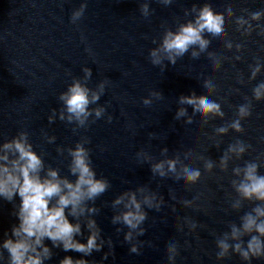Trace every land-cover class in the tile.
Returning a JSON list of instances; mask_svg holds the SVG:
<instances>
[{
    "label": "water",
    "instance_id": "obj_1",
    "mask_svg": "<svg viewBox=\"0 0 264 264\" xmlns=\"http://www.w3.org/2000/svg\"><path fill=\"white\" fill-rule=\"evenodd\" d=\"M84 2L87 3L84 16L77 24L71 23L73 10ZM141 2L143 0H0V142L26 130L34 149L44 154L46 164L59 168L61 175H68L70 158L67 152L59 155L57 146L66 149L74 147L82 136L89 138L90 143L85 147L90 150L97 176L107 178L111 184L96 200V207L101 211L94 218L102 229V236L110 237L114 244V255L101 261L103 252L109 250L105 245L102 252L83 257L89 261L169 264L166 247L174 240L179 245L175 264H245L238 255L217 260L215 241L229 230L230 222L239 224L240 216L254 206L245 202L239 212L231 209V199L236 195L231 186L234 178L231 170L257 157L264 162V101L253 100L252 115L241 121L243 133L230 130L227 135L218 137L222 141L219 148L215 147L213 137L215 127L235 119L236 106L245 103L246 97L250 99L252 88L264 80L262 69L256 80L248 82V65L254 64L257 58L264 64V37L256 32L247 38L241 36L234 18L226 17L227 37L234 45L243 43L245 47L237 53L234 47L228 50L223 40L209 37L212 42L208 51L222 58L218 70L213 69L207 52L195 60L189 52L178 59L176 65L165 61L167 67L163 71L150 63L149 50L158 45L165 26L175 30L178 22L193 18L184 14L193 4L199 7L208 2L215 11L223 12L231 3L239 15L241 9L264 8V0H174L170 6L149 0L150 9L154 11L147 19L140 14ZM260 23L264 24V20ZM236 55L242 59L235 60ZM84 67L92 70L90 88H95L102 80L110 81L98 102L106 107L105 116L76 132L73 131L75 125L58 118L49 124L47 117L51 110L59 111L62 107L59 94L73 78H83ZM238 72L243 74L244 84L237 82ZM208 78L216 85L212 95L221 103L224 119H209L206 124L198 114L192 124H186L185 118L174 119L181 107L177 103L179 96L192 92L197 96L208 94L203 87V80ZM154 91H160L163 97L152 98V104L145 106L143 99ZM185 107L192 115V108ZM108 115L113 117L111 123L107 122ZM44 132L56 136V142L47 144ZM236 139L251 145L243 157L230 161L227 172H221L218 167L212 173L205 172L203 160L198 157H210L218 164L228 144ZM164 147L168 148L169 158L179 154L183 159V153L191 151L192 157L184 162L198 166L201 179L188 185L171 176H153L150 164L142 162L136 154L143 149L154 158L152 162H156L164 158L161 155ZM259 173L264 175V167ZM140 186L162 195L165 203L159 212L146 209L148 219L143 225L146 232L138 237L145 243L141 254L136 255L129 253L130 245L123 240L127 228L111 223L115 211L111 202L124 191ZM197 196L199 199L194 200L191 207L181 203ZM12 211L11 203L0 200V238L18 223ZM185 217L197 222L194 232L189 230ZM117 227L123 231L118 233ZM86 236L85 230L84 237L78 239L86 242ZM45 243L51 246L50 241ZM53 251V258L46 264H58L66 255L81 258L79 253ZM251 264H264V260L253 259Z\"/></svg>",
    "mask_w": 264,
    "mask_h": 264
},
{
    "label": "clouds",
    "instance_id": "obj_2",
    "mask_svg": "<svg viewBox=\"0 0 264 264\" xmlns=\"http://www.w3.org/2000/svg\"><path fill=\"white\" fill-rule=\"evenodd\" d=\"M164 6H170L174 0H158ZM87 9V3H81L80 7L73 10L70 21L77 24ZM140 14L144 18L152 15L149 0H143L139 4ZM185 16L193 18L186 22H178L175 30L164 27L163 34L158 45L149 50V60L153 66L160 67L163 71L168 64L176 65L177 60L189 52L193 60L199 59L202 53L207 52L208 58L212 61L214 70L221 67L222 58L214 52H209L211 38L223 40L228 50L235 48L237 53L243 51V43L233 44L227 37L226 17L234 18L237 31L241 36L250 37L253 32L264 37V8L250 11L241 9L237 15L231 3L227 4L223 12H217L208 2L201 6L193 4L191 9H185ZM255 22V23H254ZM83 39V37H82ZM153 43L157 42L153 40ZM90 52V49H86ZM235 60L240 61L242 57L236 55ZM250 75L248 82L256 80L264 69V64L259 58L254 64H249ZM83 78H73L67 89L59 94V101L62 107L52 109L47 117L48 123L53 124L57 120L73 124V131L87 128L90 123H95L106 114V107L98 105L101 97L105 94L106 87L110 83L108 79L102 80L95 88L88 86L92 77V70L89 67L82 68ZM237 82L244 84L242 73H237ZM203 87L208 94L197 96L195 92L190 95L179 96L177 103L181 105L175 113L174 119L185 118L186 124H192L194 117L198 114L206 124L209 119H224L225 112L219 100L212 95L216 91V85L210 78L203 80ZM235 91H239L236 89ZM163 94L160 91L150 93L142 103L145 106L152 104L153 99H161ZM246 102L236 106V118L214 129L215 147L219 148L222 143L217 139L227 135L230 130L236 133H243L244 128L241 121L252 115L253 100L264 101V80H261L252 88V97L245 98ZM92 105H98L91 107ZM192 108V115L188 109ZM90 118L91 121H90ZM113 117L107 116V122L111 123ZM154 138V134H149ZM43 139L47 144H54L56 136L43 133ZM90 140L86 136L75 144L74 147L64 148L57 146L56 151L63 156L67 152L69 163L67 165L68 175H61L59 168L46 164L43 153H38L30 141L29 132L20 130L11 139L0 142V200L13 205L12 215L18 223L13 224L9 231L3 233L0 238V261L6 264H46L54 256V249L64 252L79 253L81 258H74L66 255L58 261V264H100V262L89 261L83 257H89L94 252H102L105 245L107 252H103L101 261L106 260L109 255H114V244L109 237L102 236V229L98 225L96 215L100 208L96 207V200L106 193L111 184L103 176L98 177L93 167L90 150L85 147ZM251 145L243 140L236 139L228 144L223 151L218 164L210 157L203 156L204 171L212 173L218 167L221 172H227L229 163L234 158L239 160L248 151ZM168 148L161 149L164 157L156 162L146 151L141 149L137 157L142 162L150 164L153 176L166 178L171 176L174 180H183L185 184H196L202 176L198 166L185 163L192 157L191 151L183 153V159L179 154L172 158L168 157ZM264 167V162L257 157L254 161H245L244 166L239 165L232 168L231 186L235 197L231 199L230 207L239 212L245 202L253 204L249 211L244 212L239 218V224L230 222L229 230L223 232L216 238L217 260L230 258L238 255L245 264H251L253 259L264 260V175L259 169ZM74 177L75 179H70ZM19 197V203L16 198ZM175 198V197H173ZM193 200L181 201L186 207H191ZM165 200L162 195L150 190L146 186L137 187L135 190L124 191L115 197L111 202L114 214L111 217L113 225H123L127 228L123 240L130 245L129 253L139 255L145 243L139 240L145 234L143 227L148 219V210L159 212ZM72 218V220L69 219ZM185 223L190 231H195L198 224L195 220L185 217ZM183 230L182 226H178ZM87 231L86 242H81L78 237H84ZM119 233L122 228L117 227ZM245 237L248 239L245 241ZM45 241H50L49 246ZM169 264H175L179 255V245L176 241H170L166 247ZM5 253L7 256L5 257Z\"/></svg>",
    "mask_w": 264,
    "mask_h": 264
}]
</instances>
